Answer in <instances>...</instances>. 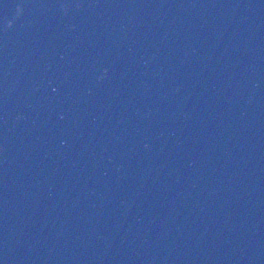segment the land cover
Listing matches in <instances>:
<instances>
[{
  "label": "water",
  "instance_id": "obj_1",
  "mask_svg": "<svg viewBox=\"0 0 264 264\" xmlns=\"http://www.w3.org/2000/svg\"><path fill=\"white\" fill-rule=\"evenodd\" d=\"M0 264H264V0H0Z\"/></svg>",
  "mask_w": 264,
  "mask_h": 264
}]
</instances>
